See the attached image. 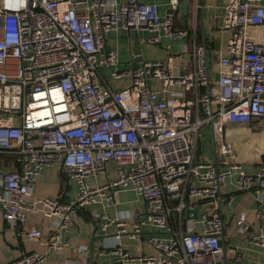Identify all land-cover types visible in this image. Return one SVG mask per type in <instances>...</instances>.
I'll use <instances>...</instances> for the list:
<instances>
[{
    "label": "built area",
    "instance_id": "obj_1",
    "mask_svg": "<svg viewBox=\"0 0 264 264\" xmlns=\"http://www.w3.org/2000/svg\"><path fill=\"white\" fill-rule=\"evenodd\" d=\"M179 3L169 0L160 14L155 3L139 0H0V154L11 162L0 164L4 220L25 223L40 204L45 216L58 220V231L47 241L60 247L62 230L79 207L130 190L144 199L143 215L100 223L104 231L116 222L107 247L122 264L223 262L219 203L225 179L234 176L239 191H254L260 204L255 217L264 211V161L248 172L223 135L226 125L264 119V40L251 34L264 33V4L228 1L222 27L230 36L216 59L214 79L207 48L195 38L178 53L119 67L118 51L104 47L106 34L145 27L149 43L187 37L195 27L177 26ZM11 102L16 109L9 110ZM205 124L221 164L196 159ZM47 164L73 182L76 193L69 202L33 197L36 175ZM197 205L204 207L202 215L184 216ZM235 224L264 246V230L251 232L246 213ZM145 225L164 234L141 240ZM125 233L155 253L130 255L119 243ZM26 236L36 239L41 231L33 226ZM43 261L40 252L22 251L8 264Z\"/></svg>",
    "mask_w": 264,
    "mask_h": 264
},
{
    "label": "crops",
    "instance_id": "obj_2",
    "mask_svg": "<svg viewBox=\"0 0 264 264\" xmlns=\"http://www.w3.org/2000/svg\"><path fill=\"white\" fill-rule=\"evenodd\" d=\"M141 2L155 3L160 14H163L169 0H139ZM229 0H191L187 25L179 18L177 12L176 24L181 28L198 29L201 37L205 32L204 43L208 53V68L211 78L214 79L217 69L216 59L224 53L230 31L222 27L225 6ZM264 4V0H259ZM194 30V32H195ZM191 31V30H190ZM187 37H163L158 43H149L151 31L145 27L135 30L117 29L109 31L105 37L107 48L118 51L119 67L130 63L140 65L143 61L162 59L168 54H175L189 44L195 33ZM256 39L264 40V33L251 30ZM261 34V35H260ZM197 40V39H196ZM132 57V58H131ZM154 87H159V81H152ZM224 138L234 151L237 160L245 163L248 172L254 173L259 164L264 161V119H255L246 124H229L225 126ZM196 143V159L212 161L221 164L219 156L213 149L210 125H202L199 129ZM5 166V163H1ZM9 165L11 162L8 163ZM101 181L104 179L101 177ZM69 182L64 172L53 164L44 165L35 178L34 198L55 197L69 202L76 193L75 188L69 189ZM224 200L221 202L220 212L223 220V231L220 235L221 245L224 247V260L219 264H264V246L251 241L247 233L241 234L236 229V216L246 213L250 231L261 228L264 230V211L258 217L254 213L260 210L259 200L254 191H239L235 177H227L221 188ZM110 191L107 194L110 195ZM144 199L138 197L130 190H117L114 197L108 202L105 199L94 203H87L77 210L70 222L62 230L60 247L50 246L47 239L53 232H57L58 220L55 216H45L42 207L38 204L36 211H29L25 223L11 224L3 219L0 205V264H8L17 258L22 251H37L44 255V264H113L117 255L107 247L114 241L117 230L115 221L108 223L107 228L101 230L100 223L105 219H114L117 215L126 214V220H136L145 211ZM37 227L41 236L29 239L26 232L31 227ZM199 229V225L195 226ZM141 240L149 235H163L160 230L149 225L142 227ZM119 243L132 256L142 253L154 254V248L146 241L142 244L129 234H121ZM146 264V263H126Z\"/></svg>",
    "mask_w": 264,
    "mask_h": 264
},
{
    "label": "water",
    "instance_id": "obj_3",
    "mask_svg": "<svg viewBox=\"0 0 264 264\" xmlns=\"http://www.w3.org/2000/svg\"><path fill=\"white\" fill-rule=\"evenodd\" d=\"M190 1L191 0H180L179 3V18L181 21H183V24L186 26L187 25V17L189 14V5H190ZM202 39L203 41L206 40L205 37V32L202 31ZM105 49L107 50V46L106 43L104 44ZM220 207H221V202L219 203ZM205 212L204 207H201V205H197L195 206V208L193 210H185L184 211V216L185 217H191V218H197L198 216L202 215ZM113 264H122V261L117 260L114 261Z\"/></svg>",
    "mask_w": 264,
    "mask_h": 264
},
{
    "label": "trees",
    "instance_id": "obj_4",
    "mask_svg": "<svg viewBox=\"0 0 264 264\" xmlns=\"http://www.w3.org/2000/svg\"><path fill=\"white\" fill-rule=\"evenodd\" d=\"M191 33H193L192 31H190L188 34L190 35ZM195 37H196V39H197V41H201V34H200V32H199V30L198 29H196L195 30ZM197 156V155H196ZM197 158V157H196ZM9 160H10V157L9 156H7V155H5V154H0V164L1 163H5V164H7V162H9Z\"/></svg>",
    "mask_w": 264,
    "mask_h": 264
},
{
    "label": "rangeland",
    "instance_id": "obj_5",
    "mask_svg": "<svg viewBox=\"0 0 264 264\" xmlns=\"http://www.w3.org/2000/svg\"><path fill=\"white\" fill-rule=\"evenodd\" d=\"M14 109H16V105H15V102H11V105L9 106V110H14ZM198 142V141H197ZM196 142V143H197ZM108 168H109V170H110V174H111V177H113L114 176V170H113V166H112V164L111 163H108ZM98 182L99 181H101V176H99L98 177V180H97ZM74 188V185H73V182L72 181H70L69 182V189H71V188Z\"/></svg>",
    "mask_w": 264,
    "mask_h": 264
}]
</instances>
